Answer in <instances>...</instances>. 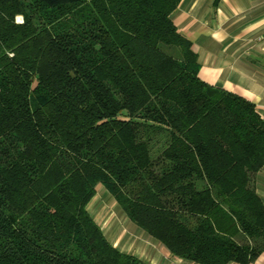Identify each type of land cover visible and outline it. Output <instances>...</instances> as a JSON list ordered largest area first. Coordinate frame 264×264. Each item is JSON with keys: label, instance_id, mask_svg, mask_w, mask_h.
Wrapping results in <instances>:
<instances>
[{"label": "trees", "instance_id": "obj_1", "mask_svg": "<svg viewBox=\"0 0 264 264\" xmlns=\"http://www.w3.org/2000/svg\"><path fill=\"white\" fill-rule=\"evenodd\" d=\"M180 1L0 0V264H143L91 216L98 184L175 257L264 252V120L200 79Z\"/></svg>", "mask_w": 264, "mask_h": 264}, {"label": "crops", "instance_id": "obj_2", "mask_svg": "<svg viewBox=\"0 0 264 264\" xmlns=\"http://www.w3.org/2000/svg\"><path fill=\"white\" fill-rule=\"evenodd\" d=\"M172 18L196 55L200 79L250 100L264 120V0H181ZM255 186L264 204V166ZM119 210L126 223L106 234L100 227L113 246L143 264H198L171 255ZM251 264H264V252Z\"/></svg>", "mask_w": 264, "mask_h": 264}, {"label": "rangeland", "instance_id": "obj_3", "mask_svg": "<svg viewBox=\"0 0 264 264\" xmlns=\"http://www.w3.org/2000/svg\"><path fill=\"white\" fill-rule=\"evenodd\" d=\"M238 174L240 173L237 167L229 171V175L234 178L237 177ZM141 198L146 200L142 196ZM196 207H199L198 203H196ZM88 210L94 221L105 230V234L111 229H116L119 225V221L122 223H126L127 221L119 210L113 197L100 184L96 185V192L88 205Z\"/></svg>", "mask_w": 264, "mask_h": 264}, {"label": "clouds", "instance_id": "obj_4", "mask_svg": "<svg viewBox=\"0 0 264 264\" xmlns=\"http://www.w3.org/2000/svg\"><path fill=\"white\" fill-rule=\"evenodd\" d=\"M17 21L22 22V18L18 16Z\"/></svg>", "mask_w": 264, "mask_h": 264}]
</instances>
